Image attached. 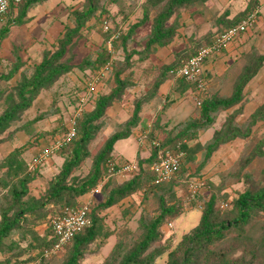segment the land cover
Returning a JSON list of instances; mask_svg holds the SVG:
<instances>
[{"label":"rangeland","instance_id":"1","mask_svg":"<svg viewBox=\"0 0 264 264\" xmlns=\"http://www.w3.org/2000/svg\"><path fill=\"white\" fill-rule=\"evenodd\" d=\"M169 1L161 0L156 6L149 8L147 23L131 32V27L143 18L149 0H119L111 4L108 0H100V8L82 28L80 35L74 39V44L66 53L65 59L74 66L73 69L59 77L51 87L40 90L31 106L22 111L9 128L0 134V223L4 214L13 216L22 206L26 208L31 202V197L41 199L38 202V211L26 213L21 218L20 226L5 240V250L0 252V261H9L10 264L38 261L44 242L52 237L49 217L60 205L42 206V197L61 172L65 159L71 157L74 143L62 148L43 163L38 171L31 173L33 178L28 184L29 193L20 205H14L9 195L17 179L14 178V171L5 166L4 160L12 151L19 149L17 157L23 165L22 171L30 172L29 163L40 149L48 146L55 137L70 127L76 116L79 98L88 93L87 83L92 78L93 70L80 68L84 61L96 60L101 54L107 53L114 66L113 70L95 85L93 91L88 93V102L84 105V112L76 118V123L77 119L81 120L96 107L99 97L114 91L118 72L122 79L129 81V85L121 100L114 102L104 116L95 122V135L84 145L88 156L72 171V175L79 177L89 174L94 159L112 135L129 128L128 123L134 114L137 101L142 103L141 112L149 104V110H153L147 112L148 118L144 116V122L141 118L138 126L132 129L130 137L115 143L113 154L120 156L124 161L134 160L138 147L139 151L143 152L142 155L150 156V139L167 141L175 137L186 121L200 115L202 98L215 94L220 97L230 96L245 68L257 56L264 55V0H257L256 5H253L256 3L254 0H205L179 7L168 22L175 23L176 35L173 41L150 52L146 44L152 31L153 20ZM85 3L86 0H46L32 6L24 18L19 16V8L0 17V115L8 106L9 97L18 99L15 87L22 80V76H30L33 73L45 50H56L66 28L75 26L73 11L83 9ZM257 8L259 14L256 25L249 33L237 39L236 44L244 48L226 62L225 67L229 68L222 76L210 80L212 76L206 77L203 74L208 82L205 90L196 89L187 79L181 84L185 87L184 92L175 88L177 79L167 72L169 68L192 55L215 33L237 23L248 11ZM11 17L17 21L11 22ZM105 18L111 27L122 31V37L131 33L126 42L121 37L110 45L109 35L102 27ZM12 72L15 73L14 76L6 79ZM168 78L174 80L171 87L165 83L158 84L161 79ZM177 91L179 96L175 94ZM243 103L236 121L245 129L249 125L251 115L264 103V62L257 75L245 87ZM238 107L220 112L210 129L200 131L197 138L186 143L187 154L177 181L157 187L158 189L149 182L144 189L119 204L99 211V238L86 248L81 264L117 263L118 261H114V255L118 243L122 241L132 244L138 239L140 217L159 215L161 198L167 206L174 205L181 209L176 214L178 217H166L160 226L162 238L152 246V249L163 247L166 251L157 257L155 264H167L168 251L199 224L202 211L198 203L201 205L213 194L219 200L226 199L232 203L240 193L251 186L263 185L264 157L256 158L245 168L242 167L251 150L264 137V120L252 127L250 136L230 141L210 157H206V144L214 131L221 128L226 118ZM141 112L140 116L143 115ZM42 114H46L45 117L38 120ZM139 159L140 155L137 157V160ZM149 167V164L144 166L143 173L147 177L150 176ZM245 173L251 176L249 181L246 180ZM131 177L111 178L105 192L102 189L107 181L102 179L95 189L83 197V201L89 200L92 205H97L114 186ZM195 177H204L212 184V188L201 190L196 202L190 199L186 185L187 179ZM169 223H173V228L169 227ZM228 234L227 241H222L218 244L219 247H228L231 236H237L238 233L234 230ZM240 235L236 243H241L242 247L255 248V260L264 264V212L256 215L250 227ZM69 252L70 246L41 264H64ZM242 253L243 251L239 250L235 255ZM246 256L248 260L252 259L250 253Z\"/></svg>","mask_w":264,"mask_h":264},{"label":"trees","instance_id":"2","mask_svg":"<svg viewBox=\"0 0 264 264\" xmlns=\"http://www.w3.org/2000/svg\"><path fill=\"white\" fill-rule=\"evenodd\" d=\"M42 1L45 0H23L17 7L20 10L19 16L24 18L32 6ZM118 1L119 0H108V3H117ZM160 1L161 0H149L148 5L145 7L143 18L136 25L131 27V32L135 28L141 27L147 23L149 18V8L156 6ZM201 1L205 0H170L168 5L157 16H155L153 20L152 31L146 44L148 50L150 52H154L156 48L170 44L176 35V27L174 22L170 24H168V22L175 15L176 10L179 7L192 5ZM254 1L256 3L253 5L258 4L257 0ZM13 5L7 14L13 10ZM98 8H100V0H86L83 9H75L73 11V15L75 16V26L66 28L64 35L58 41L56 50L44 51L41 62L34 67L33 73L30 76L26 74L22 76V80L15 87L18 99L14 96L9 97L8 106L0 115V134H3L9 128L10 124L18 118L22 111L27 110L31 106L40 90L51 87L59 77L69 73L73 69L74 66L65 59L68 48L74 44V39L80 35L82 28H84L86 23L92 19ZM251 11H248L243 17ZM11 20L13 23L17 21L16 18L12 17ZM105 21L109 23L108 19L105 18L102 23L103 29ZM234 24H236V22L228 27ZM225 29L217 33H221ZM119 31L120 29H114V27H111L110 25L109 30L105 31L109 35V41L114 34ZM120 32L121 34L116 39H112V45L122 37L123 33L122 31ZM129 34L122 37L124 42L128 39ZM108 62H112L111 70L109 71L110 73L113 70L114 63L107 53L101 54L96 60L84 61V63L80 65V68L83 70H93V77L96 72L104 67ZM263 62L264 55L257 56L254 61L245 68L243 76L234 86V90L230 96L220 97L215 94L202 98L200 100V115L197 118H191L186 121L175 137H172V139H168L167 141H161L157 138L150 139L152 153L148 158L136 160L138 162L139 170L129 176H132L131 179L114 186L102 202L97 205H92V203L90 204L88 211V218L90 220L89 224L80 232L76 233L71 241L65 246V249L70 246V252L64 264H81L85 257L86 248L90 244L96 242L99 238V211L115 204H119L130 195L144 189L149 182H151V184L158 189L157 187H162L177 181L178 177L171 179L170 181L157 184L155 183L156 176L151 170V166L156 160V152L159 147L172 153L182 152L183 166L187 154L186 143L197 138L200 131L210 129L215 124L216 117L220 112L230 110L236 106L239 107L226 118L221 128L214 131L210 141L206 144V157H210L222 145L230 141L240 137L246 138L251 135L252 127L264 120V103L251 115L249 125L245 129L237 123L236 117L239 113H241L244 105V89L251 79L257 75L263 66ZM179 63L180 62H178L175 66ZM173 68H169L167 72L170 73V70ZM14 74L15 73L12 72L6 77V79H11ZM171 77L173 76L171 75ZM202 77L204 78L207 86L208 82L205 80L206 78L204 75H202ZM175 79L178 80V90L184 92L185 87L181 84H183V81H185L186 78L181 77ZM165 80L166 79H161L158 84L164 83ZM192 83L197 89V83ZM116 84L117 85L114 91L108 95L98 98L96 107L91 112L86 113L81 120L77 119L75 137L66 145L61 147L62 149L72 142L74 143L71 157L65 159L61 172L51 183L50 187L46 191V194L42 197V206L46 204L60 205L58 210H56L53 214L61 213L66 207L83 205L85 202L83 201V197L87 196L91 190L95 189V187L101 183L102 179H107V183L105 182L106 184L102 189V191L105 192L106 185L110 184L109 180L116 177L115 175H110L108 162L114 161L112 152L114 150L115 143L120 139L130 137L132 129L136 128L141 121L140 112L143 107L141 101H137L135 104L134 114L128 123L129 128L125 131L115 133L106 141L103 150L94 159L93 166L89 174L85 177L72 175L73 169L79 166L88 156V153L84 149V145L95 135V122L104 116L107 109L114 102L121 100L123 93L129 85V81L122 79L120 72H118L116 74ZM45 115L46 114L40 115L38 120L45 117ZM152 130H154V128ZM154 142H158L159 145H156ZM19 152V149L12 151L4 160L5 166L14 171V178L17 179L16 183L12 185L9 191V195L11 196L14 205H20L23 198L28 195V184L33 178L32 174L38 171V169L30 172L22 171L23 165L19 163L17 157ZM259 157H264V137L254 146L250 154L246 157L242 169ZM132 161L118 163L124 164ZM146 164L150 165L149 177L145 176L143 173L144 166ZM262 174L264 175V169L262 170ZM244 176L247 181L251 178V176L247 173H245ZM188 180L189 179H187V181ZM206 180L208 185L207 188H212V184L208 179ZM187 181L186 185L188 187ZM7 183L9 184L10 181H7ZM161 199V210L159 215L155 217H140L138 225L140 235L138 239L133 241L132 244H125L122 241L118 243L114 255V261L116 260L118 262L115 264H155L157 257L166 252L163 247L152 249V246L156 241L162 238L160 226L166 217L169 215H176L178 211H181V209L180 207L178 208L174 205L167 206L165 200L163 198ZM30 201L31 202L28 203L26 208L25 206H22L13 216H8V214L3 215L0 223V252L5 250V247H3V245L5 246V240L9 238L12 232L20 226L21 218L26 213L38 211V202L41 201V199L31 197ZM198 205L201 206L202 211V217L199 224L190 233L185 234L181 241H179L173 249L168 251L167 264H259V262L255 260L257 257L256 249L248 246L242 247V245H240L241 243H236V241L237 237H241L240 234L246 232L247 228L250 227L253 218L264 212V184L261 186H251L248 190L240 193L237 199L232 201V203L226 199L219 200V198L213 194L209 197V199L204 200L201 205L199 203ZM92 206L95 207L92 208ZM53 214L49 217V228L52 237L49 240H46L40 249L41 252L39 257L41 262L39 261L38 264H41L43 261L48 259L43 256L44 250L52 247L57 240L50 223V218ZM175 217H178V215ZM234 230H236L238 234L234 237L231 236V241L227 244L228 247H219L218 244L222 241H227L226 238H228V232ZM239 250L243 251V253L235 255V252ZM247 253L251 254V260L247 259ZM0 264H10V262L0 261Z\"/></svg>","mask_w":264,"mask_h":264},{"label":"built area","instance_id":"3","mask_svg":"<svg viewBox=\"0 0 264 264\" xmlns=\"http://www.w3.org/2000/svg\"><path fill=\"white\" fill-rule=\"evenodd\" d=\"M23 0H0V17H4L11 6L18 5ZM259 9H253L238 23L226 28L221 33L215 34L211 40H208L201 45L196 52L188 58L180 61V63L170 70V74L174 78L184 77L191 82L197 83L198 89L205 90L206 83L202 77L205 69V63L211 56L222 52L234 41L248 33L256 25ZM110 25L107 21L104 22V30H109ZM121 32H117L110 39L109 43L112 46V39L117 38ZM112 62H108L104 67L96 72V74L88 81V93L93 91L97 85L111 70ZM85 94L79 98L76 116L70 127L66 131L55 137L48 146H44L36 154L33 161L29 163V170H37L43 163L48 161L57 153L63 145H66L76 135V118L84 112V105L88 102L89 95ZM159 145L158 142H154ZM182 152L172 153L158 148L156 152V160L151 166V170L155 173V183L170 181L178 177L182 168ZM110 175L118 177H129L139 170L138 162L132 161L124 164H119L114 161L108 162ZM188 192L192 200H197V196L201 190L208 187L207 180L204 177H195L187 181ZM91 201L87 200L81 206L66 207L59 214H53L50 218L54 234L57 237L56 242L50 248L44 250L43 256L49 258L65 249V246L71 241L74 235L80 232L89 224L88 211ZM201 208V206H200ZM169 227L173 228V223H169ZM40 259L29 264H38Z\"/></svg>","mask_w":264,"mask_h":264},{"label":"crops","instance_id":"4","mask_svg":"<svg viewBox=\"0 0 264 264\" xmlns=\"http://www.w3.org/2000/svg\"><path fill=\"white\" fill-rule=\"evenodd\" d=\"M46 1V0H45ZM54 2L56 0H53ZM14 8L13 9H17V7L19 6L18 5H13ZM33 10V9H32ZM249 33V32H248ZM247 34V33H246ZM212 38V36H211ZM211 38L209 40H211ZM237 41V40H236ZM236 41H234L232 44H230L225 50H223L222 52L220 53H217L213 56H211L210 58L207 59L206 63H205V69H204V75H206V77L208 76H212V78H210V80L214 79V78H217L219 76H222L223 73H225V71L229 68V67H225L227 66L226 65V62L230 59H232L231 57L236 55V53H238L240 50H242V48L244 47H239L238 44H236ZM244 50V49H243ZM174 84V80L173 79H166L165 80V84H167V86H170L171 84ZM176 85H175V88L178 89L179 88V85H178V81L176 80L175 81ZM191 82V81H190ZM171 87V86H170ZM179 91L175 92V94H177V96H179L178 94ZM149 106H145L143 108V111L141 113H143V115H141L142 117V122H144V118L148 115L147 112H150L152 111L153 109L149 110ZM145 114V115H144ZM145 116V117H144ZM148 118V116L146 117V119ZM145 119V120H146ZM143 142V141H142ZM114 151V150H113ZM143 152H140L139 151V147H138V152L136 154V156L134 157V160H137V157L140 155L141 158H148L149 155H142ZM112 156H113V160L116 161L117 163H121V162H124V159H120L119 157L120 156H115L112 152ZM107 180V179H105Z\"/></svg>","mask_w":264,"mask_h":264}]
</instances>
